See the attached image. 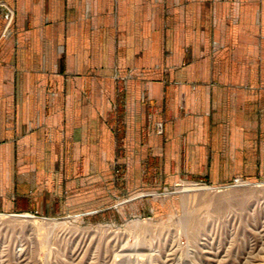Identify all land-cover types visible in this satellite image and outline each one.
Returning a JSON list of instances; mask_svg holds the SVG:
<instances>
[{
    "label": "crops",
    "instance_id": "crops-1",
    "mask_svg": "<svg viewBox=\"0 0 264 264\" xmlns=\"http://www.w3.org/2000/svg\"><path fill=\"white\" fill-rule=\"evenodd\" d=\"M118 141L132 174L263 168L264 0H0V209Z\"/></svg>",
    "mask_w": 264,
    "mask_h": 264
},
{
    "label": "rangeland",
    "instance_id": "rangeland-1",
    "mask_svg": "<svg viewBox=\"0 0 264 264\" xmlns=\"http://www.w3.org/2000/svg\"><path fill=\"white\" fill-rule=\"evenodd\" d=\"M120 155L62 173L41 210L0 209V264H264V167L163 178Z\"/></svg>",
    "mask_w": 264,
    "mask_h": 264
},
{
    "label": "bare ground",
    "instance_id": "bare-ground-1",
    "mask_svg": "<svg viewBox=\"0 0 264 264\" xmlns=\"http://www.w3.org/2000/svg\"><path fill=\"white\" fill-rule=\"evenodd\" d=\"M22 216H26L25 214H23Z\"/></svg>",
    "mask_w": 264,
    "mask_h": 264
}]
</instances>
